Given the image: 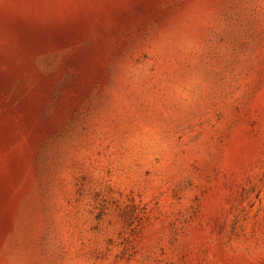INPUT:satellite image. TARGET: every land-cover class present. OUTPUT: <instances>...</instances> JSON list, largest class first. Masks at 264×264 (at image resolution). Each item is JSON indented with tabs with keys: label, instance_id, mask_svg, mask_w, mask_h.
Segmentation results:
<instances>
[{
	"label": "rangeland",
	"instance_id": "rangeland-1",
	"mask_svg": "<svg viewBox=\"0 0 264 264\" xmlns=\"http://www.w3.org/2000/svg\"><path fill=\"white\" fill-rule=\"evenodd\" d=\"M0 264H264V0H0Z\"/></svg>",
	"mask_w": 264,
	"mask_h": 264
},
{
	"label": "clouds",
	"instance_id": "clouds-1",
	"mask_svg": "<svg viewBox=\"0 0 264 264\" xmlns=\"http://www.w3.org/2000/svg\"><path fill=\"white\" fill-rule=\"evenodd\" d=\"M164 147H166V145H164Z\"/></svg>",
	"mask_w": 264,
	"mask_h": 264
}]
</instances>
